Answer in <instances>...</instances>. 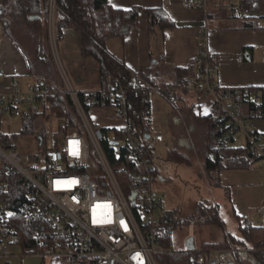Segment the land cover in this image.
<instances>
[{"label":"built area","instance_id":"2783aa9c","mask_svg":"<svg viewBox=\"0 0 264 264\" xmlns=\"http://www.w3.org/2000/svg\"><path fill=\"white\" fill-rule=\"evenodd\" d=\"M185 9L203 10L204 2L183 0ZM237 20L250 19L251 12L239 0L227 5ZM47 35L50 53L62 84L54 91L41 79L22 87L0 69V261L18 257L65 258L75 264H159L157 255L173 252L185 255V264H239L264 250L254 247L213 248L196 246L180 251L160 244L161 226L172 223L174 211L163 208L166 195L154 188L159 180L153 149L164 143L149 125L153 97L175 105L181 89L161 86L139 75L132 85L117 82L105 90L79 91L69 78L58 52V22L55 0H47ZM3 26L0 20V36ZM194 61L195 75L187 84L189 93L211 96L212 114L225 121L224 141L241 134L248 146L249 160L264 166L262 137L254 135L240 117L242 101L259 107L260 91L251 88L223 89L215 82V55L204 41ZM244 54L237 56L238 61ZM264 91V90H263ZM67 97L76 110L79 126L67 130L62 146L47 149L45 127L50 99ZM81 96L83 97L81 99ZM114 110L118 126L107 138L88 120L84 107ZM145 111L147 125L141 128L133 114ZM138 111V110H137ZM34 117V136L39 137V154H22L14 145V135L4 131L11 119ZM23 128V123L21 129ZM143 129V131H142ZM101 132V137L97 132ZM143 132V133H142ZM107 141L114 156L124 157L128 182L119 184L101 141ZM252 165V166H253ZM68 181H75L71 185ZM259 227L264 228V203L259 208ZM180 251V252H179Z\"/></svg>","mask_w":264,"mask_h":264},{"label":"trees","instance_id":"16d2710c","mask_svg":"<svg viewBox=\"0 0 264 264\" xmlns=\"http://www.w3.org/2000/svg\"><path fill=\"white\" fill-rule=\"evenodd\" d=\"M55 3L57 12L61 15V20L57 25L59 36L61 37L63 28L71 26L80 32L83 54L97 63L101 90H105L109 85L117 82L122 83L125 87L129 86L123 65L106 49L108 40L124 38L127 30L136 25L138 16L142 12L148 17V32L154 40L159 39L165 29L175 26L170 19L156 9H140L136 7L129 10L115 9L108 5V0H55ZM239 3L252 14L250 19L241 20V27L249 30L259 29V20H264V0H239ZM47 12V0H0V20L3 31L25 59L29 76L33 80H43L54 91H61L62 84L50 53L47 35ZM166 75L165 81L157 84L161 86L171 85L181 89L182 94L185 95L189 93L187 84L195 75L194 62L187 68L173 67ZM141 77L146 78L143 74ZM256 90L261 92L262 104L259 107H255L242 101L240 117L245 122L256 117L264 118V91ZM83 107L86 113L93 108L85 105ZM134 109H136L133 114L134 120L142 128L147 125L145 111L139 113L137 105H134ZM49 111L53 117L62 120V132L64 135L68 129L79 126L76 110L67 97L60 94L51 98ZM192 119L203 124L206 128L204 135H201L203 138H201L202 145L199 156L203 172L206 173L207 177L216 179V184L220 185V173L222 171L247 170L252 167L253 164L249 160V151L246 144L244 146H236L235 139L229 138L227 145L221 146V141L225 140V128H223L225 121L215 119L212 112L206 117H195ZM22 123V134L31 135L36 125L34 117L23 120ZM101 132L106 134L109 130L101 129ZM254 135L257 134L254 133ZM101 144L119 184L125 188L128 182V174L124 157L117 159L107 141L102 140ZM190 151L191 148H187L184 151L177 147H172L167 152L166 161L181 165H191L194 158H191ZM196 208L200 219L204 223L221 226L222 222L219 214L213 205H206L200 202ZM186 220L176 219L170 224L161 226L159 241L164 249H171L174 228L178 225L180 226L181 223H185ZM240 231L243 238L252 247L264 250V228L245 225L240 228ZM229 238L230 242L236 247L243 243L232 237ZM204 246L208 248H227L228 242L225 239L221 244ZM156 258L159 264H185L186 260L183 253L173 252L157 255ZM251 258L256 264H264V253L255 254ZM238 261L240 262L239 259Z\"/></svg>","mask_w":264,"mask_h":264},{"label":"crops","instance_id":"0c3cea01","mask_svg":"<svg viewBox=\"0 0 264 264\" xmlns=\"http://www.w3.org/2000/svg\"><path fill=\"white\" fill-rule=\"evenodd\" d=\"M182 1L108 0V5L115 9L129 10L136 7L159 10L175 24L174 27L165 29L159 39L154 40L148 32V17L142 12L136 25L127 30L124 38L107 41V51L125 69L127 84L132 85L135 76L142 74L145 79L162 83L171 68H187L193 63L200 53V43L204 41L207 49L216 57L215 82L220 88L264 90V20H259V29H244L241 27V20L235 19L227 8L230 0H197L204 2L203 10L185 9ZM58 52L69 78L79 91L100 90L97 63L83 54L81 34L75 27L62 29ZM240 54H244L242 61L237 60ZM0 69L23 88L33 81L31 77L27 81L23 80L29 76L26 61L4 31L0 37ZM213 103V97L200 96L193 92L178 96V102L172 106L174 109L168 120L169 131L175 134L173 147L185 151L189 143L188 148H191L193 136L200 132L199 130L206 129L203 124L192 118L210 115ZM102 119L106 121L102 125L104 128L109 129L120 124L114 118ZM246 124L250 132L263 138L261 143L264 144V118H252ZM149 125L152 128L150 119ZM186 130L192 132L191 143L186 138ZM234 141L236 144V137ZM260 174L264 176V170ZM0 264L75 263L65 258L41 260L37 257H18L16 253L7 261L1 260Z\"/></svg>","mask_w":264,"mask_h":264},{"label":"rangeland","instance_id":"374dc122","mask_svg":"<svg viewBox=\"0 0 264 264\" xmlns=\"http://www.w3.org/2000/svg\"><path fill=\"white\" fill-rule=\"evenodd\" d=\"M1 37V36H0ZM30 76L23 80L27 81ZM151 112L149 119L152 122V134H160L164 138V143L158 144L153 149L155 163L159 171V178L154 183V188L163 192L166 199L163 201V208L167 211H174V221L180 219L185 223L176 226L172 233V248L182 251L188 237H193L196 246L212 244L218 245L226 239L229 245L232 237L243 243L240 248H250L240 231L245 225L258 227L259 208L264 202V167L253 165L248 171L224 170L220 173V185L216 184V179H210L203 172L199 151L201 150V135L205 131L196 133L191 144V165H181L166 161L167 152L174 146L175 134L169 131L168 120L172 113L171 104L153 97L150 102ZM88 120L95 129H102L106 123L104 119L115 118L113 109L92 108L87 113ZM100 119V121H99ZM22 120L11 119L4 128L7 134L14 135L13 141L17 150L22 154H39V137L22 134ZM204 130V129H203ZM46 134L45 143L47 149L59 148L62 146L64 133L62 132V120L48 116L45 127L41 130ZM186 138L191 143V130H186ZM111 133L106 135L111 138ZM244 140L241 134L236 136V146H243ZM190 144H187L188 148ZM203 202L206 205H213L219 214L221 226L204 223L197 212L196 206ZM189 222V223H188ZM235 246V245H234ZM219 248V247H218ZM17 248L13 249L14 253ZM179 251V252H180ZM239 264H255L252 258L241 255Z\"/></svg>","mask_w":264,"mask_h":264},{"label":"water","instance_id":"95a60500","mask_svg":"<svg viewBox=\"0 0 264 264\" xmlns=\"http://www.w3.org/2000/svg\"><path fill=\"white\" fill-rule=\"evenodd\" d=\"M97 136L99 138L101 137V132L100 131L97 132ZM185 247L187 249H193V247H194V238L193 237H188L187 238V240L185 242Z\"/></svg>","mask_w":264,"mask_h":264},{"label":"snow or ice","instance_id":"6c2138e0","mask_svg":"<svg viewBox=\"0 0 264 264\" xmlns=\"http://www.w3.org/2000/svg\"><path fill=\"white\" fill-rule=\"evenodd\" d=\"M75 181H68V184L71 185L72 183H74Z\"/></svg>","mask_w":264,"mask_h":264}]
</instances>
